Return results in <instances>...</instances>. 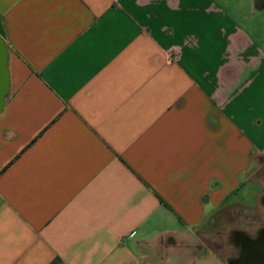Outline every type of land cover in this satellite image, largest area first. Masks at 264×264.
<instances>
[{
  "label": "crops",
  "instance_id": "0c3cea01",
  "mask_svg": "<svg viewBox=\"0 0 264 264\" xmlns=\"http://www.w3.org/2000/svg\"><path fill=\"white\" fill-rule=\"evenodd\" d=\"M0 23V264L264 247L219 218L264 211V0H0Z\"/></svg>",
  "mask_w": 264,
  "mask_h": 264
},
{
  "label": "water",
  "instance_id": "95a60500",
  "mask_svg": "<svg viewBox=\"0 0 264 264\" xmlns=\"http://www.w3.org/2000/svg\"><path fill=\"white\" fill-rule=\"evenodd\" d=\"M10 49L6 43L0 23V112L11 92ZM239 264H264V247L259 242L241 253Z\"/></svg>",
  "mask_w": 264,
  "mask_h": 264
},
{
  "label": "rangeland",
  "instance_id": "374dc122",
  "mask_svg": "<svg viewBox=\"0 0 264 264\" xmlns=\"http://www.w3.org/2000/svg\"><path fill=\"white\" fill-rule=\"evenodd\" d=\"M254 177L256 179H262V170L259 169ZM239 197V196H238ZM262 205H258L256 208H254L252 211H244L243 209H238V210H234V211H221L219 213V218L220 219H236L238 222L242 219H252L253 224H259L260 222L264 221V211L262 210ZM240 224V223H239ZM231 229V228H230ZM259 229V227H256L255 225H253L250 228V232L251 233H255L257 230ZM222 235H228L227 232L222 231L221 232ZM230 234V233H229ZM229 242V238L225 239V241ZM222 241H224V238L222 239ZM225 244L224 242L222 243Z\"/></svg>",
  "mask_w": 264,
  "mask_h": 264
},
{
  "label": "flooded vegetation",
  "instance_id": "af4514ba",
  "mask_svg": "<svg viewBox=\"0 0 264 264\" xmlns=\"http://www.w3.org/2000/svg\"><path fill=\"white\" fill-rule=\"evenodd\" d=\"M251 235H252V237H257V238H263V239H264V228L261 229V230H257L255 233H251ZM236 236H237L239 242L241 243V242H242V239H241V236H242V235H241V233H240V232H237V233H236ZM242 238H244V237H242ZM240 245H241L242 248L244 247L243 244H240ZM237 255H238L237 257H240L239 254H237ZM237 257H235V258L231 261V264H234V262L237 261V260H236Z\"/></svg>",
  "mask_w": 264,
  "mask_h": 264
}]
</instances>
